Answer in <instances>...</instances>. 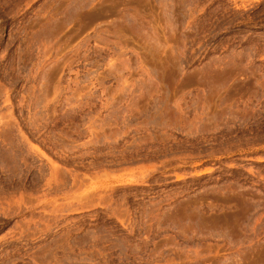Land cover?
Here are the masks:
<instances>
[{
  "label": "rangeland",
  "instance_id": "obj_1",
  "mask_svg": "<svg viewBox=\"0 0 264 264\" xmlns=\"http://www.w3.org/2000/svg\"><path fill=\"white\" fill-rule=\"evenodd\" d=\"M0 264H264V0H0Z\"/></svg>",
  "mask_w": 264,
  "mask_h": 264
}]
</instances>
